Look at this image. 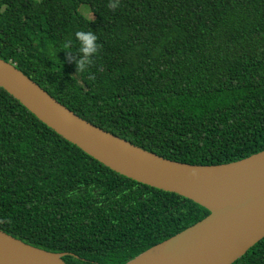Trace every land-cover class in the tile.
Instances as JSON below:
<instances>
[{
    "label": "trees",
    "instance_id": "trees-1",
    "mask_svg": "<svg viewBox=\"0 0 264 264\" xmlns=\"http://www.w3.org/2000/svg\"><path fill=\"white\" fill-rule=\"evenodd\" d=\"M81 30L98 44L82 72ZM0 59L161 157L220 165L264 150V0H0ZM208 214L110 170L0 88L3 232L66 264H126ZM233 264H264V238Z\"/></svg>",
    "mask_w": 264,
    "mask_h": 264
},
{
    "label": "water",
    "instance_id": "water-1",
    "mask_svg": "<svg viewBox=\"0 0 264 264\" xmlns=\"http://www.w3.org/2000/svg\"><path fill=\"white\" fill-rule=\"evenodd\" d=\"M0 88L40 122L110 170L205 208L209 214L126 264L165 246L155 264H233L264 238V150L239 161L195 165L146 151L80 118L14 65L0 59ZM66 253L0 230V264H66Z\"/></svg>",
    "mask_w": 264,
    "mask_h": 264
},
{
    "label": "clouds",
    "instance_id": "clouds-1",
    "mask_svg": "<svg viewBox=\"0 0 264 264\" xmlns=\"http://www.w3.org/2000/svg\"><path fill=\"white\" fill-rule=\"evenodd\" d=\"M110 7H116L115 3L110 4ZM75 38L78 41L79 53L75 59L76 71H84L88 64L91 63V58L96 54L98 49L97 36L92 31H77ZM67 47V45H66ZM72 54V52H68Z\"/></svg>",
    "mask_w": 264,
    "mask_h": 264
},
{
    "label": "bare ground",
    "instance_id": "bare-ground-1",
    "mask_svg": "<svg viewBox=\"0 0 264 264\" xmlns=\"http://www.w3.org/2000/svg\"><path fill=\"white\" fill-rule=\"evenodd\" d=\"M164 249H166L164 245L158 247L151 252L143 255L140 260L145 264H155L158 260L159 255L163 252Z\"/></svg>",
    "mask_w": 264,
    "mask_h": 264
},
{
    "label": "rangeland",
    "instance_id": "rangeland-1",
    "mask_svg": "<svg viewBox=\"0 0 264 264\" xmlns=\"http://www.w3.org/2000/svg\"><path fill=\"white\" fill-rule=\"evenodd\" d=\"M79 10L86 18H93L90 8L87 5H82Z\"/></svg>",
    "mask_w": 264,
    "mask_h": 264
}]
</instances>
